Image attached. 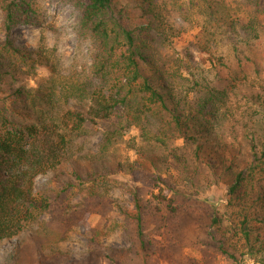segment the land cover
<instances>
[{
  "label": "trees",
  "instance_id": "obj_1",
  "mask_svg": "<svg viewBox=\"0 0 264 264\" xmlns=\"http://www.w3.org/2000/svg\"><path fill=\"white\" fill-rule=\"evenodd\" d=\"M68 1L79 13L78 36L94 50L86 74L63 76L45 48L17 45V27L39 24L38 6L0 0V244L42 224L32 244L50 228L65 241L115 209L126 247L100 253L91 231L85 257L62 264H264V81L243 93L234 83L218 88L211 71L223 61L214 57L218 36L232 45L239 31L260 38L264 0H243L252 8L243 17L229 0ZM193 29L211 69L173 45ZM132 128L137 161L122 165L115 148ZM88 130L99 133L97 151L78 157ZM119 184L127 207L111 200ZM217 186L222 202L205 197ZM25 248L14 244L9 264H49L41 247L28 259Z\"/></svg>",
  "mask_w": 264,
  "mask_h": 264
},
{
  "label": "rangeland",
  "instance_id": "obj_2",
  "mask_svg": "<svg viewBox=\"0 0 264 264\" xmlns=\"http://www.w3.org/2000/svg\"><path fill=\"white\" fill-rule=\"evenodd\" d=\"M38 6V12L41 15L39 24L31 26H19L13 33V39L19 46H26L33 51L39 47L45 48L54 58L55 63L63 76L86 74L92 64L94 50L91 42L86 38L78 36V18L79 13L72 3L68 0H35ZM231 4L237 5V14L242 16L252 8H247L243 0H229ZM236 11V10H235ZM243 17V16H242ZM168 20L176 26L186 29L181 19L169 17ZM262 25V34L258 40H253L239 31L241 39H234V44L226 38V35L217 37V43L213 47L214 57L223 58L222 64H215V69L211 70L212 74H217L215 85L223 88L228 84H235L240 91L247 93L251 89L252 83L264 81V16L259 19ZM188 31V30H187ZM186 31V34L180 38L173 40L175 49L179 52H188L192 55L196 62L202 63L205 68H212L211 61H208L207 55H202L194 48V43L199 35V30L193 29ZM1 37V35H0ZM225 66V67H224ZM224 67V68H223ZM40 80L48 77V73L38 70ZM92 85H96V81H92ZM261 84V83H260ZM31 87H35L33 83ZM256 89V88H255ZM73 105V103H69ZM237 142H242L243 133L235 131ZM139 132L132 128L124 133L122 142L115 148L114 158L122 165L137 161V157L130 150V143L138 142ZM100 142L99 133L88 130L85 137L78 140V152L76 156L94 154ZM177 145L181 146L182 142ZM243 145V144H242ZM244 146V145H243ZM245 150L243 149V152ZM243 160V158L241 159ZM115 166V163H111ZM52 174L41 176L35 182V189L43 187ZM122 182V180H120ZM225 188L222 186L213 187L206 192L205 197H212L217 202H222ZM111 200L114 205L127 207L130 198L121 190V184L114 186L111 192ZM47 222V218L41 220ZM121 217L118 212H104L99 215L90 217L87 226H79L68 235L65 241H61L55 236V229L50 228L46 234H40L39 241L32 244L28 240L31 233L38 232L44 225L34 226L30 232L27 231L18 238L12 239L10 242L0 244V264H9L10 255L13 252V246L21 242L24 247V257L28 259L34 254L35 247H41L40 250L47 257L49 264H62L64 261L78 260L85 257L90 247L88 239L91 231L97 232L98 250L105 253L110 249L125 248L123 235L120 228ZM149 240L157 239V234L147 231ZM40 243V244H39ZM97 251L96 245L91 248ZM98 252V251H97ZM188 255L197 257L195 250L186 249ZM25 259V260H26ZM156 264H165L162 260L154 259ZM217 264H224L218 259ZM252 264V263H247Z\"/></svg>",
  "mask_w": 264,
  "mask_h": 264
}]
</instances>
